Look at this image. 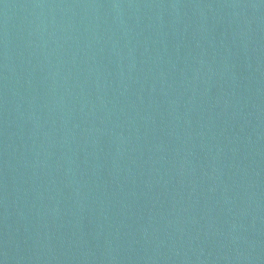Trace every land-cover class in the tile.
<instances>
[{"label":"water","instance_id":"95a60500","mask_svg":"<svg viewBox=\"0 0 264 264\" xmlns=\"http://www.w3.org/2000/svg\"><path fill=\"white\" fill-rule=\"evenodd\" d=\"M0 264H264V0H0Z\"/></svg>","mask_w":264,"mask_h":264}]
</instances>
